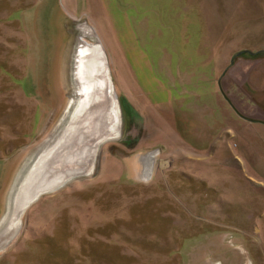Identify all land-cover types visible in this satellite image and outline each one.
<instances>
[{"label":"rangeland","instance_id":"obj_1","mask_svg":"<svg viewBox=\"0 0 264 264\" xmlns=\"http://www.w3.org/2000/svg\"><path fill=\"white\" fill-rule=\"evenodd\" d=\"M262 57L264 0H0V236L35 164L63 151L84 71L111 94L89 171L27 206L0 264H264V119L227 94L264 111Z\"/></svg>","mask_w":264,"mask_h":264},{"label":"water","instance_id":"obj_2","mask_svg":"<svg viewBox=\"0 0 264 264\" xmlns=\"http://www.w3.org/2000/svg\"><path fill=\"white\" fill-rule=\"evenodd\" d=\"M248 53V54H253V52L250 51H240L238 52L236 55H240L242 53ZM102 82V83H101ZM99 83V86L103 89L102 91V95L103 97H105L104 99L101 100H96L94 99V95L93 92L100 87L94 85V89L93 92H91V95L93 96L92 99L90 100L88 106L86 107V109L88 110V112L86 113V115L82 118V124L81 125H77L76 128H78V133L81 134L80 138H77L75 140L73 139H69L68 141H66L63 146H61V148H63V151H60L58 153V156H62L63 161L69 160L70 156H77L79 159L82 160V162H85L86 158H89L92 153H93V149L96 146L97 141L100 142L101 140H103L105 137H107L110 134V125H109V120L110 118L107 117V119L104 121L103 117H102V113L101 110L99 108H96L97 105L101 102V104L103 106H107L109 103L107 101V97L109 96L108 94V90H109V83L107 80L102 78V81ZM97 84V83H96ZM104 92V93H103ZM96 97V96H95ZM90 112H93V114L89 115ZM88 114V115H87ZM94 115V116H93ZM93 117V118H92ZM91 128V130H90ZM104 130H106V132H103ZM63 153V154H62ZM59 157H55L57 160V162H60V160H58ZM71 157V158H74ZM55 163L54 161H52V159H49V162L46 163V167L43 170V173L41 175V178L39 182H43V180H47V179H51L54 181V187L53 189L60 185L61 183H63V181H65L68 177L72 176L73 174H82L85 173L86 171L83 170H77L74 171V173L70 174V172L68 170L70 169H59L60 167H58V163ZM89 166V165H88ZM88 168V167H87ZM86 168V169H87ZM38 182V184H39ZM52 188H50L49 190H51Z\"/></svg>","mask_w":264,"mask_h":264},{"label":"bare ground","instance_id":"obj_3","mask_svg":"<svg viewBox=\"0 0 264 264\" xmlns=\"http://www.w3.org/2000/svg\"><path fill=\"white\" fill-rule=\"evenodd\" d=\"M83 53L85 54L84 57H86L87 60L90 59L88 52L85 51ZM85 63H86V61H85ZM86 67H87V64H86ZM82 69L83 70H81V71H84L85 68H82ZM88 69L91 72L92 68H90V66L88 67ZM84 79L90 80V77H89L87 70L84 71ZM84 79H83V83H84L83 85H84L85 91L83 92V95H84L83 102L81 103V106H80L81 112H79L73 118V120L67 126V129H65L63 131V133L61 134L62 135L61 138L57 140L59 145H60V142L63 141V144H64L66 141H68V138L69 139L71 138L70 134H74V129L76 128V126L78 124L79 125L82 124V121H83L82 118L86 115V112H87L86 107L90 101L89 99H90V88H91V86L89 87L88 85L90 82H87ZM109 96H111V94H109ZM110 121H111V119L109 120V125L111 124ZM53 149H54L53 147L48 148L46 153L43 154L42 157L38 160L37 164H35V168L32 170L31 174L29 175L28 179L26 180L25 184L23 185V188H22L20 194L17 196L16 201H15V205H14V209L11 212L12 218H11V221L9 223L10 228H7L6 231H3V233L1 234V236H0V247L4 246L3 243L7 242V240L10 238V236H12V235H10V233H9V235L7 234L8 230L14 229L13 228V226H14L13 222L15 220L19 219V217L23 214V212L27 208V206L32 204L39 197V195L41 193L49 191L50 188L53 189V187H54L53 186L54 185L53 180L47 179V180H43L42 183L39 182V181H41L40 179L42 178L41 175L43 173V170L46 167V161L48 159H52V161H54L55 163L57 162L56 161L57 159L55 158L56 156H50V153H51V151H53ZM92 157H93V153L89 158L85 159L84 163L82 162V165H81L82 167L80 168L81 170H83V169L87 170L86 168L88 167V165H90ZM148 165H149V163H148ZM68 167H70L71 169H77V168H73L72 163H70V165ZM88 171H89V169L85 173H87ZM38 182H39V184H38ZM11 226H12V228H11ZM12 230H11V232H12Z\"/></svg>","mask_w":264,"mask_h":264},{"label":"crops","instance_id":"obj_4","mask_svg":"<svg viewBox=\"0 0 264 264\" xmlns=\"http://www.w3.org/2000/svg\"><path fill=\"white\" fill-rule=\"evenodd\" d=\"M263 50H257L254 51V93L258 91V88L256 86V80H259V74L256 72V64L258 65V63L262 62L261 57L257 56L258 54H260ZM260 52V53H258ZM257 56V57H256ZM264 58V57H262ZM233 68V67H232ZM231 68V69H232ZM240 68L235 67L234 72L231 71L230 74H232L234 77L238 76L234 79V82L236 81L237 87H240V82H239V77L240 78H244V74L241 75V71L239 70ZM239 70V71H238ZM230 71V69H229ZM250 73V74H249ZM229 72H227L221 79V83L223 88L227 91V87L226 83L228 81H230L232 78L228 76ZM252 78V73L251 70H249L247 72V76L245 78V80L247 81L249 79V76ZM248 83V82H247ZM228 94V97L230 98V100L233 102V106L241 113L249 115L250 117H254V119H264V111L260 108V106L258 104H256V99L254 98V102H252V100L250 99V97H248V100H244L242 98L239 99V96H236L234 94H232V92L230 91ZM250 113V114H249Z\"/></svg>","mask_w":264,"mask_h":264}]
</instances>
